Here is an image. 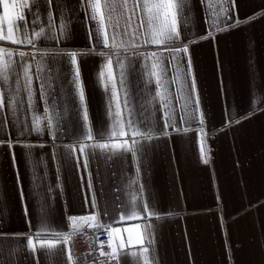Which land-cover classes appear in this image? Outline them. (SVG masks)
<instances>
[{
    "label": "crops",
    "instance_id": "crops-1",
    "mask_svg": "<svg viewBox=\"0 0 264 264\" xmlns=\"http://www.w3.org/2000/svg\"><path fill=\"white\" fill-rule=\"evenodd\" d=\"M20 2L17 0L18 5ZM55 3L61 6L58 11L64 14L65 22L71 19L66 40L39 42L36 48L11 43L0 47L36 53L37 60L38 52H77L94 134L110 129L112 123L108 114L109 93L100 78L101 72H108L107 61L98 53L111 55V71L118 78L117 59L129 57L136 63L137 53L163 52L162 79L167 81L164 87L156 85L155 77L151 85L138 75L128 77L132 91L130 107L147 105L158 139L146 150L139 176L131 159L117 165L106 164L102 157L90 158L85 168L82 162L77 163L78 147L71 154L65 147L77 144L82 121L62 127L57 133L59 139H53L50 133H41L37 138L34 132L20 135L23 125L19 121L30 120V110L26 115L18 113V119L7 109L0 111V140L6 142L0 144V232L9 236L33 235L46 228L67 233L69 239L63 244L67 257L72 253L70 235L77 230L68 217L91 214L94 210L90 203L86 206V199L90 201L95 193L99 205L111 208L119 206L118 200L130 201V194H134L161 218L152 216L146 220L143 218L146 213L140 212L137 218L125 222L100 217L93 223L122 230L113 232L112 246L121 237L127 244L129 233L123 229L133 228L134 247L130 251L139 252L134 225L140 224L143 231L144 225L150 223L153 243L144 245L155 258L152 261L150 257V264H264V0H188L183 13L177 15L181 39L161 46L145 45L142 39L131 35V29L124 35L129 21L124 9L117 7L111 21L105 15V27L110 35L114 31L121 35L116 39L118 47L107 49L95 39L89 40L88 30L96 26L88 19L90 7L81 0H55ZM52 11L57 14L54 6ZM24 12L27 18V10ZM41 13L43 20L46 9L42 8ZM237 18L241 22L252 19L231 26ZM212 20L216 21L215 27L211 26ZM131 23L137 35L143 32L138 19ZM116 24L119 27L114 29L112 25ZM56 34L59 36V31ZM206 35L208 39H201ZM133 41L140 46L134 48ZM94 44L95 52L87 55ZM185 44L187 53L164 50L182 49ZM81 53L86 55L81 58ZM189 58L195 77L194 91L187 74ZM145 63L150 66L153 61L143 58L138 61L139 67ZM58 67L69 72L68 59L63 58ZM70 78H63L65 92L69 90ZM157 92L166 95L176 127L188 129L186 132L168 128V134H163L164 110ZM112 110L115 111L114 102ZM201 113L203 124L199 119ZM124 114L127 116V112ZM186 114L194 118L182 120ZM230 117L234 118L232 122ZM136 119H140L139 110ZM237 119L241 122L235 123ZM125 130L130 137V130ZM17 140L19 144L15 143ZM26 144L44 147L22 146ZM131 180L137 183L130 189ZM119 216L117 211L115 219ZM0 264H37V261L29 254L25 240H9L0 242ZM39 264L52 261L41 255ZM67 264H74V259ZM140 264H144L143 257Z\"/></svg>",
    "mask_w": 264,
    "mask_h": 264
},
{
    "label": "snow or ice",
    "instance_id": "snow-or-ice-1",
    "mask_svg": "<svg viewBox=\"0 0 264 264\" xmlns=\"http://www.w3.org/2000/svg\"><path fill=\"white\" fill-rule=\"evenodd\" d=\"M81 3L90 7L91 13L88 15V19L94 21L96 25L88 30L89 40L95 39L98 44H102L103 48L107 49L118 47L116 39L121 35L118 31H114L110 35L105 27V15L107 14V19L111 21L112 14L117 7L124 9L129 21L125 26L124 35H128V29H131V35L136 37V39H142L145 45L161 46L181 39V32L177 26V15L178 13H183L188 0H103V4L102 0H81ZM130 3L131 7H129ZM53 6L57 9V14L53 13ZM18 7L19 11H17ZM60 7L59 4L55 3V0H22L19 5L17 0H0V44L11 43L13 45H25L36 48L39 42H47L49 40L60 42L62 39L66 40L71 19L69 17L68 23L65 22L64 14L58 11ZM42 8L46 9V17L43 20L41 19ZM24 10H27V18ZM128 13H131V15H128ZM138 13H144L145 15L139 16ZM133 19H138V27L143 29V32L139 35H137L135 29H132L131 22ZM251 19L241 22L237 18L231 26L235 27L241 23H248ZM210 23L212 27H215V20ZM112 26L114 29L119 27L118 24ZM57 31H59V36L56 34ZM209 35L201 37V39H208ZM132 46L135 48L140 45L133 41ZM95 47L96 45L94 44L86 54H93ZM164 50L187 53L188 45L185 44L182 49L165 48ZM125 51H127V48H125ZM86 54L81 53V58ZM36 55L33 52H16L10 48L0 47V111L7 109L17 119L18 113L26 115L29 110L32 113L30 120L26 118L19 121L23 125L20 135H25V132L29 134L34 132L39 138L41 133H50L53 139H59L57 133L62 130V127L66 128L82 121L81 134L76 137L77 144L65 146L69 154L77 151L78 147L80 154L76 157L78 164L82 162L83 166L87 168L90 158L97 159L102 157L106 164L111 162L117 165L131 159L137 165L136 173L139 176L143 156L150 143L158 139V137L155 135L157 128L151 119V112L147 105L138 104L135 108L130 107L132 91L128 77L129 75H138L144 83L149 85L152 83V78L155 77L156 85L164 87L167 81L162 79L164 75L162 65L165 59L163 52L137 53L136 63L129 57H126L125 60L117 59L115 63L119 65L120 69L118 78L111 71L113 64L111 55L104 51L98 53L107 61L108 72H101L100 78L105 92L109 93L108 114L112 118V123L110 129L104 132H96L95 134L89 122L85 89L81 79L77 52H38L39 60L36 59ZM65 57L68 59L69 72H64L58 67L60 61ZM140 58L145 61L152 60L153 63L150 66L145 63L143 67H139L138 61ZM187 66V74L191 76L190 86L194 91L195 77L192 75L190 58L187 61ZM67 76L71 78L67 80L69 90L65 92L62 81ZM117 80L119 89L117 88ZM34 82L37 85L36 87H34ZM156 96L159 97L161 107L164 110L162 114L164 121L163 134H168L166 131L168 128H173V130L178 132H186L188 129L176 127L172 109L169 107L166 95L157 92ZM113 102L115 103V111L112 110ZM152 102H155V97H153ZM195 103L199 104L198 98ZM121 105H123V110ZM137 110H139L140 119H136ZM152 110L158 111L159 109ZM146 111L149 112L147 116L144 115ZM125 112H127V116H125ZM186 118L194 117H191V114L181 117L182 120ZM199 119L200 123L203 124L204 117L202 113ZM233 119L230 117L229 122H232ZM234 122L240 123L241 121L237 119ZM126 128L130 130V137L129 131L125 130ZM88 141H92V143H88ZM4 143L6 142L0 140V144ZM7 143L11 145L12 142L8 141ZM15 143L19 144V141L17 140ZM22 146L29 149L32 147H44V145L32 144ZM136 183V180H131L128 187L131 189ZM91 187L92 185L89 183V188L91 189ZM139 190H143V185L139 186ZM89 203L94 210L91 214L68 217L74 229L103 227L102 224L93 223L98 221L100 217L113 218V222H125L137 218V212L146 213V216L143 217L146 220L156 216L155 211H149V205L146 202L140 203L139 198L134 194H130V201L118 200L119 206H112L111 208L99 205L95 193L92 194L90 201L86 199V206ZM117 211L120 216L115 219ZM25 214L27 215V209H25ZM160 218V216H156V219ZM152 227V224L146 223L144 230L140 231L141 225H134L137 233L136 244L140 246L139 252L130 251V247H134L131 235L133 228L123 229L124 232L129 233L127 244L125 243V238L121 237L115 246H112L113 232L119 233L122 230L120 228L111 229L107 233L111 252H104L103 242H101L100 255L106 257L110 262H115V264H120L121 260L124 261V264H140L141 257H143L144 264H150V257L152 261L155 258L152 257L149 247L144 245L145 242L148 245L153 243L150 231ZM68 239L69 235L67 233L46 228L36 231L33 235L17 234L9 236L0 232V242L25 240L29 254L33 255L37 264H39L41 255L50 258L52 264H67L68 261H72L73 258L70 253L65 257L63 248L64 242ZM129 257H131V262Z\"/></svg>",
    "mask_w": 264,
    "mask_h": 264
},
{
    "label": "built area",
    "instance_id": "built-area-1",
    "mask_svg": "<svg viewBox=\"0 0 264 264\" xmlns=\"http://www.w3.org/2000/svg\"><path fill=\"white\" fill-rule=\"evenodd\" d=\"M110 227H86L74 230L70 235L74 264H115L100 255V245L103 242V251L111 252L108 231Z\"/></svg>",
    "mask_w": 264,
    "mask_h": 264
}]
</instances>
